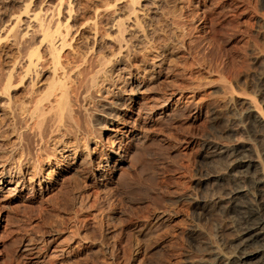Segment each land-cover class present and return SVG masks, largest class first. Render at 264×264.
<instances>
[{"label": "rangeland", "instance_id": "1", "mask_svg": "<svg viewBox=\"0 0 264 264\" xmlns=\"http://www.w3.org/2000/svg\"><path fill=\"white\" fill-rule=\"evenodd\" d=\"M70 2L73 11L69 16ZM129 3L131 0H0V24L27 6L35 10L54 7L58 18L70 25L73 41L67 49L73 47L75 57L91 54L111 59L103 73L107 75L100 76L101 91L85 103L96 134L120 119L121 108L129 102L116 87L124 86L128 70L141 74L153 93L175 90L173 106L180 92L201 106L197 118L181 109L165 121L150 124L146 142L129 152L134 165L115 184L90 188L86 167L83 172H71L70 182L54 190L52 197L28 206H3L0 211L10 213L15 221L1 237L0 264H242L232 262L237 256V214L227 207L203 208L210 199L206 178L226 171L223 159L209 157L205 139L253 141L259 147L244 130L242 114L247 100H255L264 112V0H137L130 17ZM104 8L109 11L99 13ZM112 16L127 27L128 47L120 52ZM91 25L97 30L95 41L90 37ZM0 40L3 43L4 35ZM9 130L2 129L4 151L13 144ZM30 135L24 133L15 157L22 153L23 157L32 154L39 158L38 141ZM108 140L106 146L112 144ZM52 142L56 143L51 140L48 148L53 147ZM81 191L90 193L82 205L76 199ZM73 223L79 229L68 255H47L41 263H29L21 254V239H34L39 246L48 243L53 249ZM58 235V240L46 241ZM250 263L256 264H246Z\"/></svg>", "mask_w": 264, "mask_h": 264}, {"label": "bare ground", "instance_id": "2", "mask_svg": "<svg viewBox=\"0 0 264 264\" xmlns=\"http://www.w3.org/2000/svg\"><path fill=\"white\" fill-rule=\"evenodd\" d=\"M136 1L131 0L128 5L129 17L135 13ZM72 8L71 2L68 3L69 16L72 15ZM55 10L49 6L40 10L27 6L23 12L0 24V38L4 35L5 39L3 43L0 42V209L10 203L28 206L52 197L54 190L66 186L71 172H83L86 167L89 169V187L115 184L117 178L130 168L131 162L135 163L133 158L129 161V152L146 142L150 124L165 121L181 109L188 110L193 118L201 114V106L186 100L183 92L175 98L173 106L172 101L177 95L175 90H168L163 95L153 93L149 87L147 90L146 80L141 74L128 70L124 86L116 87L124 95L122 98L127 96L129 102L121 108L120 119L96 134L97 131L91 127L85 103L96 91H101L100 76L106 72L111 59L91 57V54L90 57H75L73 47L72 50L67 49L73 41L70 25L68 21L62 22ZM102 11L99 13L104 14L109 9L104 8ZM111 19L113 25L117 26L116 44L120 52L128 47L125 37L127 27L119 17L112 16ZM90 28H93L90 37L95 41L96 27L91 25ZM41 53L46 57H42ZM103 79L106 81V78ZM227 98H230V102L233 96ZM254 101L247 100L246 105L243 104L246 108L242 114L245 124L242 125L259 147L253 141L237 139L234 142L231 140V143H218L211 138L205 139L210 150L209 157L223 159L226 171L209 174L206 178V183L210 184V199L203 208L227 207L237 214V256L231 261L242 264L251 261L264 264V115L260 111L261 106ZM3 128H9L10 134H13V144H7V152L1 149L5 135ZM24 133L31 134L38 141L39 158H32V154L23 157L22 151L19 157H15ZM106 137L112 139L110 146H106ZM58 138L61 140L57 141ZM51 140L56 143L52 142L53 147L48 148ZM250 192L251 197L248 196ZM89 194L87 191L86 194L79 192L76 197L79 204L87 201ZM14 221L13 215L0 211V241ZM77 223H73L66 236L53 249L49 248L48 243L39 246L34 239L20 238L21 254L29 263H41L47 255H68L73 237L78 235ZM58 238L59 235L51 236L46 241Z\"/></svg>", "mask_w": 264, "mask_h": 264}]
</instances>
